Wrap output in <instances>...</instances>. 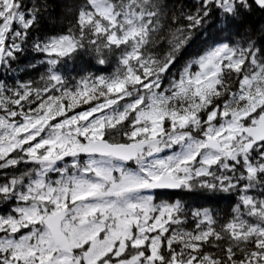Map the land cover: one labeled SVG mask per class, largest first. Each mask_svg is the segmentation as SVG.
<instances>
[{
  "label": "snow or ice",
  "instance_id": "1",
  "mask_svg": "<svg viewBox=\"0 0 264 264\" xmlns=\"http://www.w3.org/2000/svg\"><path fill=\"white\" fill-rule=\"evenodd\" d=\"M0 264H264V0H0Z\"/></svg>",
  "mask_w": 264,
  "mask_h": 264
}]
</instances>
